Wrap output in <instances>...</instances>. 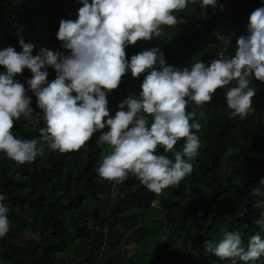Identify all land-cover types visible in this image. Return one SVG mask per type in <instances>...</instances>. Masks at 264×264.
Returning <instances> with one entry per match:
<instances>
[{"label":"trees","instance_id":"obj_1","mask_svg":"<svg viewBox=\"0 0 264 264\" xmlns=\"http://www.w3.org/2000/svg\"><path fill=\"white\" fill-rule=\"evenodd\" d=\"M224 9H203L199 0L177 13L178 25H164L151 41L128 45V57L145 48L159 46L168 63L180 68L199 59L209 61L221 51H235L236 39L246 32L251 11L264 0H220ZM76 0H0V47L20 50L18 33L26 42L53 50L62 42L52 27L63 16L75 15ZM217 33L224 39H218ZM3 66H0V71ZM27 68L17 78L25 82ZM56 72L49 68L48 79ZM264 81L253 80L257 87ZM220 101L203 107L191 102L202 127L201 153L193 171L178 186L157 194L135 176L122 183L102 178L97 165L107 145L93 138L79 150L61 153L46 148L42 156L23 164L0 153V191L6 193L10 230L0 238L3 264H230L208 252L204 241L219 239L225 230L240 229L245 244L259 231L252 223L264 209L254 206L251 188L264 177V132L259 111L244 121L231 117L223 88ZM125 85L114 91L112 101L126 94ZM32 95L33 117L14 124L18 137L39 138L44 121ZM109 102L111 101L110 98ZM109 107H116L113 102ZM202 113V115H201ZM107 127V126H106ZM230 147L235 153L222 152ZM180 149V148H179ZM158 151L161 152L160 149ZM205 155L213 156L208 159ZM102 194V195H100ZM157 205L153 206L152 201ZM246 209V211H244ZM244 211V215H239ZM237 264H264L237 261Z\"/></svg>","mask_w":264,"mask_h":264},{"label":"clouds","instance_id":"obj_2","mask_svg":"<svg viewBox=\"0 0 264 264\" xmlns=\"http://www.w3.org/2000/svg\"><path fill=\"white\" fill-rule=\"evenodd\" d=\"M76 2V16H63L52 25L67 51L40 45L34 54L37 44L19 33V51L14 45L0 47V153L20 164L32 162L46 148L79 150L103 130L96 142L109 151L97 165L98 174L116 183L135 176L159 194L191 174L201 153L202 125L197 112L187 108L191 102L200 107L219 102L223 88L229 115L246 121L258 109L259 123L252 128L264 132V84L252 86L253 80L264 81V3L251 11L234 53L221 51L207 62L199 59L191 68H180L166 61L159 46L130 58L126 47L161 36L164 25L181 23L177 13L196 0ZM199 5L224 9L220 0H199ZM217 38L224 39L219 33ZM25 68L32 73L25 78L27 87L17 78ZM49 68L56 72L51 80ZM124 85L126 94L112 101L113 92ZM29 91L45 122L39 138L18 137L13 131L21 117H33ZM111 102L116 107H109ZM222 154L235 155L230 147ZM205 156L209 165L213 156ZM251 192L254 206L264 209V177ZM9 211L6 193L0 191V238L10 230ZM252 223L259 231L246 244L237 228L205 240L206 250L230 264L259 261L264 257V211Z\"/></svg>","mask_w":264,"mask_h":264},{"label":"rangeland","instance_id":"obj_3","mask_svg":"<svg viewBox=\"0 0 264 264\" xmlns=\"http://www.w3.org/2000/svg\"><path fill=\"white\" fill-rule=\"evenodd\" d=\"M67 264H76L75 260L67 262Z\"/></svg>","mask_w":264,"mask_h":264}]
</instances>
